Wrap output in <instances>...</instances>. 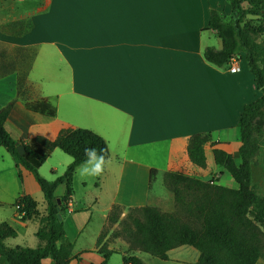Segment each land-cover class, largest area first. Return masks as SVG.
Masks as SVG:
<instances>
[{"label":"crops","instance_id":"0c3cea01","mask_svg":"<svg viewBox=\"0 0 264 264\" xmlns=\"http://www.w3.org/2000/svg\"><path fill=\"white\" fill-rule=\"evenodd\" d=\"M210 9L224 16L230 12L226 0H0V46L31 50L26 100L44 97L55 106L53 116L27 110L17 97V70L0 75V107L11 102L4 128L18 151L23 144L38 149L30 138L52 139L61 127L90 129L108 149L110 163L99 177L80 180L72 172V193L60 214L72 243L68 264L101 261L95 239L113 204L122 207L120 216L126 207L142 204L172 210V194L163 183L167 171L223 179V185L231 186L229 174L214 163L211 147L237 160L236 119L259 90L242 53L236 56L235 72L203 58L204 46H220L207 28ZM193 133L209 136L203 166L190 162L186 153ZM258 144L250 184L264 197V134ZM60 153L52 148L37 171L48 179L60 174L71 159ZM150 169L151 180H157L154 193ZM25 176L21 171L19 177L14 165L0 168V222L15 230L3 239L10 246L37 244L36 220L22 219L14 200L27 194L39 213L45 207L37 183ZM62 191V184L54 189L57 197ZM114 227L103 238L111 250L106 263L114 254L113 264H125L127 244ZM130 253L146 264H194L197 257V250L186 244L168 249L166 258L142 250ZM0 264H6L2 257ZM39 264L55 263L45 257ZM254 264H264V257Z\"/></svg>","mask_w":264,"mask_h":264},{"label":"trees","instance_id":"16d2710c","mask_svg":"<svg viewBox=\"0 0 264 264\" xmlns=\"http://www.w3.org/2000/svg\"><path fill=\"white\" fill-rule=\"evenodd\" d=\"M226 1L230 6L229 14L224 16L210 9L207 22V28L219 38L220 46H204L202 56L208 63L224 67L228 66L231 57L242 53L259 90L258 95L242 105L236 119L237 160L228 151L211 147L214 163L229 174L236 186L217 183L215 178L201 179L180 172H165L163 183L172 194L173 209L163 211L154 205H134L126 207L120 216L122 207L113 204L95 239L97 251L102 256L98 264H107L111 250L106 247L103 238L113 223L114 233L119 234L127 244L122 257L125 264H146L131 254L132 250L166 258L168 249L182 244L197 250L194 264H254L257 258L264 257V197L257 195L250 184L251 164L255 161L258 141L264 134V0ZM20 49H27L30 58L29 48ZM9 69L16 68L0 65V75ZM25 69L21 73L17 71V97L24 100L23 106L27 110L53 116L55 106L46 98L26 100L31 84L25 79ZM10 106L11 102H8L0 107V146L11 153L19 177L22 169L32 173L42 192L45 207L39 213L35 200L27 194L14 200L22 219L36 220L34 235L37 244L33 247L5 244L3 239L13 236L15 230L1 221L0 257L6 264H39L45 257L55 264H68L72 243L66 238L62 220L56 214H61L67 207L72 193V172L85 159V147L107 149L106 143L90 129L61 127L52 139L39 135L30 138L39 145L38 149L23 144L22 151H18L16 141L4 128ZM208 138L207 133L189 135L186 153L190 162L204 165L203 144ZM215 143L210 141V145ZM54 147L71 159L60 174L46 179L39 175L37 167ZM152 171H149L148 183ZM59 184L63 185V191L57 197L54 189Z\"/></svg>","mask_w":264,"mask_h":264},{"label":"clouds","instance_id":"9594fccd","mask_svg":"<svg viewBox=\"0 0 264 264\" xmlns=\"http://www.w3.org/2000/svg\"><path fill=\"white\" fill-rule=\"evenodd\" d=\"M0 153L3 154V162H0V168H8L14 165L11 153L6 149H0ZM84 156L85 159L74 169L76 176L80 180L99 177L110 163V157L107 155L106 148L85 147Z\"/></svg>","mask_w":264,"mask_h":264},{"label":"rangeland","instance_id":"374dc122","mask_svg":"<svg viewBox=\"0 0 264 264\" xmlns=\"http://www.w3.org/2000/svg\"><path fill=\"white\" fill-rule=\"evenodd\" d=\"M210 39H211V41H214L215 40V37L214 38H210ZM28 57H29V51L27 49H20V48H13V47L6 48V47L0 46V65L12 66L13 68H16L19 73H21L22 71H24V69L26 67V64H27ZM60 154H65V153H60ZM21 171H23V177L24 178L26 177L25 174H28L31 182H33V183L36 184V181H35L32 173L29 170H27V169H24L23 170L22 169ZM39 175H41V174L39 173ZM42 177H44V176H42ZM44 178H46V177H44ZM46 179H48V178H46ZM227 179L230 180L229 183L232 182L231 186L232 185L234 187L236 186L235 185V182L233 181V179L229 175L227 176ZM217 183L224 184V181H223V179H219L217 181ZM156 188H157V180L156 179L155 180H151L150 191L152 193H154L155 190H156ZM163 190H165V189H163ZM164 192H166V191H164ZM114 258H116V255L111 254L108 264H113V261L112 260Z\"/></svg>","mask_w":264,"mask_h":264},{"label":"built area","instance_id":"2783aa9c","mask_svg":"<svg viewBox=\"0 0 264 264\" xmlns=\"http://www.w3.org/2000/svg\"><path fill=\"white\" fill-rule=\"evenodd\" d=\"M227 69L231 72H235L239 69L236 57L233 56L230 58ZM14 207L17 209L18 206L15 204Z\"/></svg>","mask_w":264,"mask_h":264},{"label":"water","instance_id":"95a60500","mask_svg":"<svg viewBox=\"0 0 264 264\" xmlns=\"http://www.w3.org/2000/svg\"><path fill=\"white\" fill-rule=\"evenodd\" d=\"M55 200H56V202L59 201L57 197L55 198ZM56 215H57L58 218L60 217V214L59 213H57Z\"/></svg>","mask_w":264,"mask_h":264}]
</instances>
